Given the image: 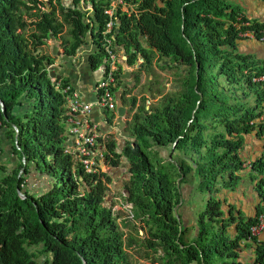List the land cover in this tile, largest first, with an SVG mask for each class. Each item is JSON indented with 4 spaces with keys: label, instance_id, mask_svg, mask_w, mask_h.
I'll use <instances>...</instances> for the list:
<instances>
[{
    "label": "trees",
    "instance_id": "1",
    "mask_svg": "<svg viewBox=\"0 0 264 264\" xmlns=\"http://www.w3.org/2000/svg\"><path fill=\"white\" fill-rule=\"evenodd\" d=\"M45 1L0 0V123L19 158L11 168L0 163V264H41L40 254L42 264H132L125 247L137 239L123 240L116 217L103 203L109 176L98 167L85 172L64 150L61 89L73 87L53 74L50 55L36 53L65 26L62 55L73 56L89 42L85 65L93 71L104 64L102 31L109 18L115 24L106 35L113 51L122 49L127 65L140 57L138 71L157 54L186 66L177 90L162 94L156 104L135 107L120 145L113 138L104 141V163L116 166L123 158L127 164L122 188L132 218L146 227L145 248L161 264H241L240 243L250 239L255 245L247 264H264V241L257 243L249 234L258 213L264 215V79H253L264 76V63L236 50L242 32L262 38L264 22L247 18L229 0H122L133 3L135 12L115 6L111 17L104 12L110 0ZM87 2L90 7L82 11L79 5ZM119 69L116 64L115 78ZM133 77L137 80L136 72ZM219 78L233 89L248 90L252 104L230 101ZM134 102L130 97L131 107ZM104 117L109 123L111 112L104 111ZM251 131L262 141L261 151L244 166L239 152L243 135ZM155 147H169L168 156L160 158ZM171 152L188 155L181 159L189 163L181 165ZM31 164L51 179L39 194L22 190L19 169L26 172ZM189 171L200 177L202 192L213 191L215 177L224 173V187L233 189L246 171L261 204L250 216L228 205L224 216L220 200L210 194L196 218V235L184 241L174 211L178 184ZM230 224L232 236L224 231ZM28 245L40 249L28 251Z\"/></svg>",
    "mask_w": 264,
    "mask_h": 264
},
{
    "label": "rangeland",
    "instance_id": "2",
    "mask_svg": "<svg viewBox=\"0 0 264 264\" xmlns=\"http://www.w3.org/2000/svg\"><path fill=\"white\" fill-rule=\"evenodd\" d=\"M238 4L244 14L249 19H256L258 21L264 22V3L261 0H229ZM43 2L46 3L45 0ZM65 4H69V0H64ZM118 0H110L109 6H115ZM80 4V3H79ZM120 10L129 12H135V7L133 3L121 2L117 4ZM82 11L89 8V4L79 5ZM113 24L114 20L112 21ZM64 26L63 32L58 37L49 36L44 40V43L36 49L38 54H48L53 58V62L62 64V40L61 36H65ZM242 39L237 40L236 50L240 53L251 54L255 59L261 60L264 63V38L256 39L250 32L245 31L241 33ZM144 44L143 39H141ZM90 43L86 42L79 46L81 50L80 53L90 50ZM114 62L115 64H120V69L118 73V78H116V92L119 93L116 99V105L111 110L110 122H107V128L101 130L102 136L104 138H113L116 141L117 146L123 142L127 137V132H125L126 126L129 122L131 114L134 112L135 107L138 104H144L146 107L149 105L156 104L160 101V96L162 94H170L178 88V78L184 74L186 71V66L175 64L170 62L168 59L158 57L157 54L153 56L149 65L141 66L139 70L138 65L141 64L140 57H137L136 62L133 65H127L125 62V55L122 49L114 50ZM133 72H136V78L133 77ZM221 86L227 90L230 95V101L252 104L253 95L244 89V93L241 89H233V85L224 84L222 78H219ZM134 97V106L131 107L129 103V98ZM143 98V100H142ZM260 118V117H259ZM251 131L243 135V140L246 146H249L252 141L257 139ZM255 138V139H254ZM7 139V138H6ZM3 145V146H2ZM0 146V163L6 168H11L19 160L17 154H14L10 149V140L7 139ZM157 154L160 158L165 159L169 154V147L161 148L155 147ZM174 158L179 157V162L181 165L189 163L185 159H181L187 156H183L180 152H171ZM253 154V152H252ZM243 156V155H242ZM75 157V156H73ZM188 158V157H187ZM181 160V161H180ZM243 161L248 163L247 156H244ZM100 162V163H99ZM99 165V170L105 172L109 176L108 181H104L107 190L103 196V203L110 207L112 214L116 217L115 221L118 225L119 230L122 232L123 240L130 235L137 239V241L125 247L126 255L130 263L132 264H161L157 257L151 249L145 248L144 240L147 238L146 227L143 222L138 219H133L130 217L129 203L125 201V194L122 188L123 182L127 178L126 173V162L123 158H119V162L116 166H110L104 163V159L101 158L97 161ZM28 171L22 172L19 169V174H21V184L22 190L31 192L33 194H39L49 188L51 179L44 173L35 169V165L31 164L27 167ZM227 178V173L223 174V177H215L213 182V191L202 192L198 189V182L200 177L197 176L193 171L187 172L183 176V181H181L179 186V201L175 205V212L179 216L182 227V239L184 241L190 240L197 233L196 218L199 212L203 208V204L206 198L211 194L217 197L221 203V209L226 215L227 206L231 205L234 209L243 210L247 214L249 213L248 208L252 206V195L248 192V185L250 184L249 179L243 178V181L234 186L233 189H228L224 187L222 183ZM238 193V195H236ZM239 193H242L240 197ZM243 198L239 201V198ZM253 213V212H252ZM216 225V224H215ZM218 225L214 226L215 230ZM224 231L232 236L234 233L233 225L230 224L228 227L224 228ZM28 251L36 252L40 249L39 245L27 246ZM3 255L0 252V262L2 261ZM241 258V257H240ZM36 261L43 263L45 261V255H38ZM193 264V263H191Z\"/></svg>",
    "mask_w": 264,
    "mask_h": 264
},
{
    "label": "built area",
    "instance_id": "3",
    "mask_svg": "<svg viewBox=\"0 0 264 264\" xmlns=\"http://www.w3.org/2000/svg\"><path fill=\"white\" fill-rule=\"evenodd\" d=\"M121 0H118L119 4ZM82 3V1H80ZM88 3V2H87ZM86 3V4H87ZM89 4V3H88ZM115 4V6L117 5ZM115 6H110L104 9V12L111 17ZM90 7V5H89ZM112 19L109 18L105 24V29L102 31V47L105 52L103 63L92 72L95 74V79L92 84V100H84L74 89L70 86H64L61 91L65 93V141L64 150L72 155L74 161L79 162L85 172H93L97 163L102 157L104 148V141L106 138L100 132L102 127L97 121L90 119L89 115L92 110L104 116V111H110L116 105V96H119L117 90H113L116 86V78L114 77V70L116 64L114 62V51L108 34L113 26ZM264 38V34L262 35ZM74 56V55H73ZM72 57V56H70ZM105 65L107 66L105 68ZM55 77L52 76L51 80ZM264 79L260 76L255 79ZM3 126L0 123V129ZM75 156V157H73ZM100 163V162H99ZM130 210V204H129ZM130 217H132L130 212ZM264 223V215L258 213L257 220L249 227L250 236H255L262 228Z\"/></svg>",
    "mask_w": 264,
    "mask_h": 264
},
{
    "label": "crops",
    "instance_id": "4",
    "mask_svg": "<svg viewBox=\"0 0 264 264\" xmlns=\"http://www.w3.org/2000/svg\"><path fill=\"white\" fill-rule=\"evenodd\" d=\"M80 50H81V48L78 47L76 50V53L72 57L63 56L62 64L57 63V62H53L52 65H50V66H51L52 70L54 71L53 74H55L56 76L61 75V76L66 77L69 80V83L71 84V86L73 87L72 89H74L84 100L89 101V100L93 99V97H92L93 96L92 84H93V80L95 79V74L92 71H90L89 69H87V67L85 65V57H86L88 52L84 51L83 53H80L79 52ZM56 76H54V77H56ZM89 117H90V119H92L94 121L96 120L97 123L101 125L102 129H105V127L106 128L108 127L107 122L105 120V117L100 113H96L95 110H92ZM4 130H5L4 127L2 129H0V146L5 142V140H7L4 137ZM255 140H256V142L252 141V143L249 146H246L244 143V140H243V145H242V148L240 149V152H239L242 159L244 158V156H247L248 160H252L259 155V152L261 151L262 141L259 138L255 139ZM252 152H253V154H252ZM245 172L246 171H243L242 173L240 172L241 178L238 181V183L240 181H243V178H246V177L248 178V176L246 175ZM252 185H253V183L250 181V184L248 185V190H249L248 192H250V194L252 195V206L248 208L249 213L247 214L245 211L243 212L242 209L239 210L245 216H250V215L254 214L255 206L257 204H259V205L261 204V201L257 197L256 192L253 190ZM236 195H238V193H236ZM239 195H240V197L243 196L242 193H239ZM240 197H238L239 201H242L243 198L241 199ZM253 237L255 238L257 243L264 241V223H263V228ZM243 242L245 245L243 243H240V248L238 250L237 260L241 264H247L251 261V259L253 257V247H254L255 243L252 242L250 239H246ZM246 244H248V245H246Z\"/></svg>",
    "mask_w": 264,
    "mask_h": 264
},
{
    "label": "water",
    "instance_id": "5",
    "mask_svg": "<svg viewBox=\"0 0 264 264\" xmlns=\"http://www.w3.org/2000/svg\"><path fill=\"white\" fill-rule=\"evenodd\" d=\"M116 98H118V95L116 96ZM2 109V103H1V101H0V110ZM14 128V127H13ZM14 130H16L15 128H14ZM15 139H16V134H14V136H13V140L15 141ZM18 174H19V172H18ZM17 191V194L19 195V196H21L22 197V194H21V192L19 191V190H16ZM175 212V211H174Z\"/></svg>",
    "mask_w": 264,
    "mask_h": 264
},
{
    "label": "clouds",
    "instance_id": "6",
    "mask_svg": "<svg viewBox=\"0 0 264 264\" xmlns=\"http://www.w3.org/2000/svg\"><path fill=\"white\" fill-rule=\"evenodd\" d=\"M261 117V116H260ZM245 164H247V163H245V162H243V165L245 166Z\"/></svg>",
    "mask_w": 264,
    "mask_h": 264
}]
</instances>
